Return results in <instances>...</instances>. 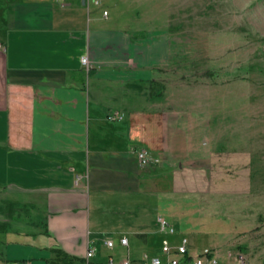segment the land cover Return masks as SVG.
Segmentation results:
<instances>
[{"label": "crops", "instance_id": "0c3cea01", "mask_svg": "<svg viewBox=\"0 0 264 264\" xmlns=\"http://www.w3.org/2000/svg\"><path fill=\"white\" fill-rule=\"evenodd\" d=\"M104 10L107 0H0V264H61L58 253L138 264L160 247L158 218L173 226L175 167L192 146L142 61L118 69L134 48ZM140 148L160 163L140 167Z\"/></svg>", "mask_w": 264, "mask_h": 264}, {"label": "rangeland", "instance_id": "374dc122", "mask_svg": "<svg viewBox=\"0 0 264 264\" xmlns=\"http://www.w3.org/2000/svg\"><path fill=\"white\" fill-rule=\"evenodd\" d=\"M107 2L109 26L134 48L118 69L142 61L192 146L175 167L173 240L220 264H264V0Z\"/></svg>", "mask_w": 264, "mask_h": 264}, {"label": "built area", "instance_id": "2783aa9c", "mask_svg": "<svg viewBox=\"0 0 264 264\" xmlns=\"http://www.w3.org/2000/svg\"><path fill=\"white\" fill-rule=\"evenodd\" d=\"M96 5L99 3L96 1ZM102 15L106 17L108 12L104 10ZM0 49L2 46L0 45ZM81 64L86 70L90 68V61L87 56L81 58ZM109 120L111 121H121L123 120V115L113 112L109 115ZM135 159L140 167H150L153 165H158L160 159L154 157L147 149L140 148L134 152ZM158 226L160 232L164 234V237L161 239L159 247V255L149 256L144 255L138 264H220V257L215 253L209 250L201 252L199 254L193 255L189 251V243L186 237H181L178 241L173 240L175 235V229L168 221L159 217ZM105 246L107 249L112 250L114 248V243L111 240L105 241ZM120 244L124 247L128 246V239L122 238ZM94 255V251L89 249L86 253V260H90ZM230 256L228 255V258ZM107 264H136L131 259L127 258L119 263H115L113 259L108 258ZM237 264H245L241 257L237 260Z\"/></svg>", "mask_w": 264, "mask_h": 264}, {"label": "trees", "instance_id": "16d2710c", "mask_svg": "<svg viewBox=\"0 0 264 264\" xmlns=\"http://www.w3.org/2000/svg\"><path fill=\"white\" fill-rule=\"evenodd\" d=\"M58 255H60L61 264H71L73 262V259L63 253H58Z\"/></svg>", "mask_w": 264, "mask_h": 264}]
</instances>
